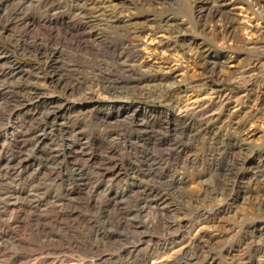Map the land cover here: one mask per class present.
<instances>
[{"label": "rangeland", "instance_id": "374dc122", "mask_svg": "<svg viewBox=\"0 0 264 264\" xmlns=\"http://www.w3.org/2000/svg\"><path fill=\"white\" fill-rule=\"evenodd\" d=\"M128 263L264 264V0H0V264Z\"/></svg>", "mask_w": 264, "mask_h": 264}, {"label": "bare ground", "instance_id": "6f19581e", "mask_svg": "<svg viewBox=\"0 0 264 264\" xmlns=\"http://www.w3.org/2000/svg\"><path fill=\"white\" fill-rule=\"evenodd\" d=\"M73 8V7H72ZM81 12V11H80ZM215 12V11H214ZM218 12L219 11H216L213 15H214V17H217V16H219L218 15ZM111 18H115V17H110V20H112ZM92 19V18H91ZM117 20V19H116ZM116 20H114V21H116ZM58 21V20H57ZM114 21H112V22H114ZM71 30V29H70ZM71 34H72V32H71ZM77 34V33H76ZM153 35H151L150 36V39L149 40H151V41H154L156 38H153L152 37ZM76 37H78V36H76ZM75 41V40H74ZM159 42V41H158ZM79 44V43H78ZM157 45V44H156ZM157 49V48H156ZM137 49H135V51H134V53L136 52V54H138L137 53ZM133 53V52H132ZM116 56H118V55H116ZM139 56V55H138ZM119 57V56H118ZM117 57V58H118ZM137 57V56H136ZM11 67H12V69L15 71V73L17 74V75H19V76H21L20 74L22 73V67L21 66H19L17 63H16V60L14 59L13 61H12V64H11ZM216 67V66H215ZM39 70V69H38ZM40 71V70H39ZM171 72V71H170ZM174 72V71H173ZM162 75V74H161ZM160 75V76H161ZM169 75V74H168ZM157 77H159V76H157ZM170 78V77H169ZM148 79V78H147ZM154 80V79H153ZM152 80V81H153ZM158 80V79H157ZM163 80V79H162ZM172 81V80H171ZM149 82V81H148ZM175 87V86H174ZM23 107V106H22ZM186 109L188 108V106H186L185 107ZM189 109V108H188ZM129 264V263H128Z\"/></svg>", "mask_w": 264, "mask_h": 264}]
</instances>
